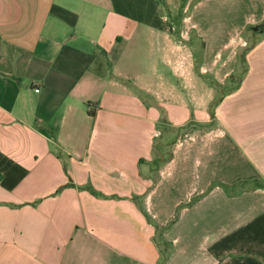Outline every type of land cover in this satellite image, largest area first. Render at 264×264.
Instances as JSON below:
<instances>
[{
  "label": "crops",
  "instance_id": "0c3cea01",
  "mask_svg": "<svg viewBox=\"0 0 264 264\" xmlns=\"http://www.w3.org/2000/svg\"><path fill=\"white\" fill-rule=\"evenodd\" d=\"M164 3L0 0V264H264V0Z\"/></svg>",
  "mask_w": 264,
  "mask_h": 264
},
{
  "label": "rangeland",
  "instance_id": "374dc122",
  "mask_svg": "<svg viewBox=\"0 0 264 264\" xmlns=\"http://www.w3.org/2000/svg\"><path fill=\"white\" fill-rule=\"evenodd\" d=\"M189 1L190 0H165V3H164V5H165V7H167V8H171V9H173L174 11H176V14H178V12H180L179 14H182L181 12H183V14H184V10H185V8L186 9H188V8H190V6H191V3L189 4ZM185 17V16H184ZM179 19H181V17H179ZM260 26H264V22H262L261 24H260ZM251 34H255L254 32H252L251 30H250V28L249 29H247L246 30V33H245V35H246V37L247 36H249V35H251ZM256 37L258 38V37H264V32L263 33H261V34H257L256 35ZM246 47H249L250 46V42H248V44H246L245 45ZM244 53V49H242L241 51H240V54H243ZM247 69H248V66H247ZM247 69H246V71H247ZM238 78H240L238 81H237V87H236V85H234V86H232V87H229L228 88V91H232L235 87H236V89H238V88H240V86H241V82H242V78L243 77H239V76H237ZM236 81H233V83H235ZM220 104V102H217L216 104H215V106H213V108H215L216 106H218ZM244 185V186H243ZM259 188H261V186H260V184L258 183V182H256V181H250V182H247V183H241V184H239V185H237V186H235L233 189L235 190H239V191H251V190H256V189H259Z\"/></svg>",
  "mask_w": 264,
  "mask_h": 264
},
{
  "label": "trees",
  "instance_id": "16d2710c",
  "mask_svg": "<svg viewBox=\"0 0 264 264\" xmlns=\"http://www.w3.org/2000/svg\"><path fill=\"white\" fill-rule=\"evenodd\" d=\"M260 28H261V29H263V28H264V26H260ZM243 186H244V185H243Z\"/></svg>",
  "mask_w": 264,
  "mask_h": 264
},
{
  "label": "built area",
  "instance_id": "2783aa9c",
  "mask_svg": "<svg viewBox=\"0 0 264 264\" xmlns=\"http://www.w3.org/2000/svg\"><path fill=\"white\" fill-rule=\"evenodd\" d=\"M36 92H39V90H38V89H36Z\"/></svg>",
  "mask_w": 264,
  "mask_h": 264
},
{
  "label": "water",
  "instance_id": "95a60500",
  "mask_svg": "<svg viewBox=\"0 0 264 264\" xmlns=\"http://www.w3.org/2000/svg\"><path fill=\"white\" fill-rule=\"evenodd\" d=\"M254 30H257V29H254Z\"/></svg>",
  "mask_w": 264,
  "mask_h": 264
}]
</instances>
